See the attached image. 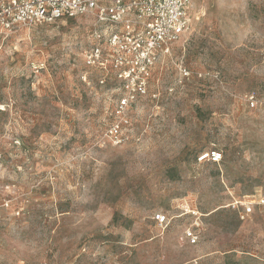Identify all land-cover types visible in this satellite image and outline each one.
<instances>
[{"label":"rangeland","instance_id":"1","mask_svg":"<svg viewBox=\"0 0 264 264\" xmlns=\"http://www.w3.org/2000/svg\"><path fill=\"white\" fill-rule=\"evenodd\" d=\"M189 15L120 143L118 91L84 59L92 17L0 36V264H264V0Z\"/></svg>","mask_w":264,"mask_h":264},{"label":"built area","instance_id":"2","mask_svg":"<svg viewBox=\"0 0 264 264\" xmlns=\"http://www.w3.org/2000/svg\"><path fill=\"white\" fill-rule=\"evenodd\" d=\"M192 0H0V36L9 35L19 26H34L62 19L92 17L95 29L91 45L84 50L89 67L100 73L99 84L113 80L118 91L114 121L106 134L115 143L124 141L136 103L148 95L154 70L161 57L171 54L174 44L190 26ZM190 75L187 69H183ZM254 105V101L252 100ZM125 130V131H124ZM200 161L220 162L222 153H203ZM245 203L241 218L253 211ZM264 205V196L257 202ZM193 218L185 237L189 244L200 241V213L187 209ZM160 226L169 224L167 214L157 213Z\"/></svg>","mask_w":264,"mask_h":264}]
</instances>
